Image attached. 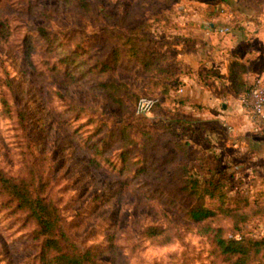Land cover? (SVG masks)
<instances>
[{"label":"rangeland","instance_id":"1","mask_svg":"<svg viewBox=\"0 0 264 264\" xmlns=\"http://www.w3.org/2000/svg\"><path fill=\"white\" fill-rule=\"evenodd\" d=\"M93 2L97 12L106 7L113 17L130 5L129 0ZM0 15L11 26L9 38L0 41V167L17 177L30 176L34 169V191L51 196L59 205L64 227L79 248L102 250L113 241L101 256L105 261L210 264L211 257L206 255L211 243L205 237L187 234L179 226L182 239L163 242V234H149L148 227L163 225L166 216L178 224L187 223L184 210L191 202L174 201L176 187L171 179L139 172L136 164H123L120 155L124 141L117 128L121 122L133 124L136 132L152 120L168 119L172 113L182 115L187 108L177 101L181 95L161 98L145 115H138L135 105L132 115L120 114L100 91L97 74L84 75L78 64L65 61L74 49H110L104 44L100 19L85 12L77 0H0ZM106 22L113 26L116 19ZM40 26L48 30V37ZM26 37L34 47L32 62L25 58ZM55 63L61 69L69 67L80 79L61 76L50 67ZM119 76L139 96L154 94L150 75L141 74L139 66H123ZM3 95L10 111L3 106ZM139 148L131 146V162L136 152L144 155ZM233 179L245 189L252 187L241 177ZM258 219L262 218L248 223L244 231L264 235ZM35 228L28 211L0 191V264H39L41 239Z\"/></svg>","mask_w":264,"mask_h":264},{"label":"trees","instance_id":"2","mask_svg":"<svg viewBox=\"0 0 264 264\" xmlns=\"http://www.w3.org/2000/svg\"><path fill=\"white\" fill-rule=\"evenodd\" d=\"M129 1V7L121 15L113 17L106 7L97 12L93 0H77L85 12L100 19L103 41L110 49L108 52L74 49L72 54L65 55V61L78 64L84 75L97 74L101 78L97 82L100 91L118 107L122 115H132L133 106L139 98V93L131 84L120 79L119 69L123 66L137 65L141 74L150 75L149 81L154 87L152 95L158 98L155 107L161 98L174 99L173 95L179 89V83L175 81L157 79L165 71V53L157 47L155 30L166 16L167 3L165 0ZM110 18L116 19L113 26L106 22ZM39 29L43 35L49 36L44 26ZM10 34L9 20L0 15V41L8 39ZM24 45L25 58L32 62L34 47L29 37H26ZM50 67L71 81L80 79L69 67L61 69L57 63ZM245 72L244 62L234 60L231 63L230 79L237 92L247 91L250 87ZM177 101L181 104L183 98ZM2 103L10 111L11 105L5 95L2 96ZM20 119L24 122V112L20 113ZM191 120L172 113L168 119L152 120L145 127L137 128L136 132L133 131V124L126 122H121L117 128L119 139L124 141L120 152L123 164L133 163L138 166L139 172L171 179L176 187L174 201L185 199L191 202L184 210L187 223L178 224L166 216L163 225L148 227L149 234H163L162 241L170 242L183 238L180 228L184 227L187 234L192 232L211 243L206 255V258L211 257L210 264H264V235L244 231V227L257 217L264 218V193L253 196L228 174L212 170L200 149L187 138L192 129ZM131 146H141L139 149L144 154L136 152L133 162ZM98 151H101L100 147ZM90 160L94 163L95 159ZM36 184L34 169H31L30 176L17 177L0 167V191L16 200L19 208L28 211L36 224V237L41 239L37 255L39 264H115L114 261L101 259L104 252L112 247L113 241H110L109 248L102 250L79 248L64 227L59 205L40 190L35 192ZM237 234L240 237L235 236Z\"/></svg>","mask_w":264,"mask_h":264},{"label":"crops","instance_id":"3","mask_svg":"<svg viewBox=\"0 0 264 264\" xmlns=\"http://www.w3.org/2000/svg\"><path fill=\"white\" fill-rule=\"evenodd\" d=\"M165 2L166 16L155 30L165 71L157 79L179 83L176 93L187 108L182 115L193 125L187 138L212 170L248 181L253 196L264 193V122L250 118L241 101L245 91L237 92L230 79L234 60L245 63L249 85L264 79V0ZM221 24L232 30L208 33L209 26ZM258 220L264 225V218Z\"/></svg>","mask_w":264,"mask_h":264},{"label":"built area","instance_id":"4","mask_svg":"<svg viewBox=\"0 0 264 264\" xmlns=\"http://www.w3.org/2000/svg\"><path fill=\"white\" fill-rule=\"evenodd\" d=\"M231 30L232 27L228 24L212 25L208 27V33H227ZM157 101L158 98L152 94L140 95L135 105L136 113L138 115H145L150 113L154 109ZM241 101L243 105L250 110V118L253 121L260 120L264 122V79L260 78L253 82L247 89V91H245V93L243 94ZM142 102L145 105L143 110H141L140 107ZM223 125L230 132L234 130L233 126L226 120L223 121ZM235 236L240 237L239 234Z\"/></svg>","mask_w":264,"mask_h":264},{"label":"clouds","instance_id":"5","mask_svg":"<svg viewBox=\"0 0 264 264\" xmlns=\"http://www.w3.org/2000/svg\"><path fill=\"white\" fill-rule=\"evenodd\" d=\"M140 107H141V110H143V109H144L145 105H144V103H143V102L141 103V106H140Z\"/></svg>","mask_w":264,"mask_h":264}]
</instances>
